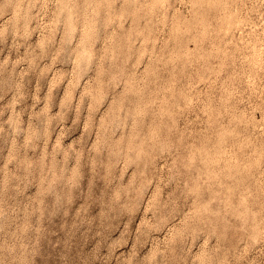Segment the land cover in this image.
I'll use <instances>...</instances> for the list:
<instances>
[{
    "label": "rangeland",
    "instance_id": "374dc122",
    "mask_svg": "<svg viewBox=\"0 0 264 264\" xmlns=\"http://www.w3.org/2000/svg\"><path fill=\"white\" fill-rule=\"evenodd\" d=\"M263 62L264 0H0V264H264Z\"/></svg>",
    "mask_w": 264,
    "mask_h": 264
},
{
    "label": "bare ground",
    "instance_id": "6f19581e",
    "mask_svg": "<svg viewBox=\"0 0 264 264\" xmlns=\"http://www.w3.org/2000/svg\"><path fill=\"white\" fill-rule=\"evenodd\" d=\"M263 2V1H262ZM257 6V5H256ZM264 63V62H263Z\"/></svg>",
    "mask_w": 264,
    "mask_h": 264
}]
</instances>
